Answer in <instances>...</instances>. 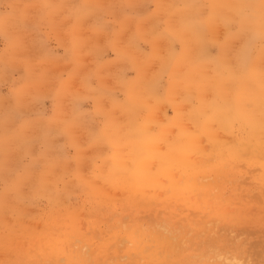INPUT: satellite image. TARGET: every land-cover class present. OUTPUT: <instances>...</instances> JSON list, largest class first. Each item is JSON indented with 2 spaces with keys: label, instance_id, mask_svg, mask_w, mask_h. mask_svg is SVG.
I'll list each match as a JSON object with an SVG mask.
<instances>
[{
  "label": "rangeland",
  "instance_id": "rangeland-1",
  "mask_svg": "<svg viewBox=\"0 0 264 264\" xmlns=\"http://www.w3.org/2000/svg\"><path fill=\"white\" fill-rule=\"evenodd\" d=\"M233 1L0 0V264H264L263 113L226 117L264 0Z\"/></svg>",
  "mask_w": 264,
  "mask_h": 264
},
{
  "label": "bare ground",
  "instance_id": "bare-ground-1",
  "mask_svg": "<svg viewBox=\"0 0 264 264\" xmlns=\"http://www.w3.org/2000/svg\"><path fill=\"white\" fill-rule=\"evenodd\" d=\"M230 0H224V2L219 5V3H213L219 10H224L227 11L230 7H233L235 5V2L232 0L230 3ZM245 3V1L243 2V0L239 1V5H243ZM249 3V0L246 2V4ZM256 8V14H257V20H249V21H244L243 22V28H254V27H258L256 24L258 22H263L264 23V13H263V5L262 3H254L253 4ZM189 28H187L188 31H194V27L193 25H189ZM225 51H222V55L219 58L221 60L222 65H227V63L224 62V56H225ZM239 72V71H238ZM219 73V72H218ZM209 76H211V72L208 73ZM256 82L262 83V81H264V70L263 72H258L255 73L254 78H253ZM253 80V83H255V81ZM233 84V80H231L229 82V85ZM230 103L232 104V108L229 109V114L226 115L227 119H235L239 117L238 113H243V110L248 107V105H253V104H258L257 109L259 111H262L263 113V118H264V88H262V90L257 94V95H253L251 97H248L247 95H231L230 96ZM131 102H133V100H130ZM226 110V109H225ZM225 117V118H226ZM222 119L224 118V115H222L221 117ZM261 126L264 127V119H263V123H261ZM249 139V144L250 143H256L258 145V147L262 150H264V132H259L256 133ZM128 250V249H127ZM134 255H136L134 253ZM140 256V255H139ZM138 256V257H139ZM142 259H140L136 264H143ZM152 262L155 260H151Z\"/></svg>",
  "mask_w": 264,
  "mask_h": 264
}]
</instances>
